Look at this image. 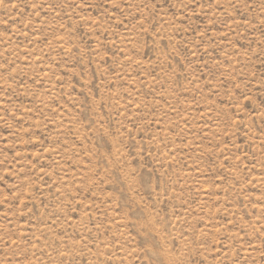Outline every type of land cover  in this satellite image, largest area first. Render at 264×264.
<instances>
[{
	"label": "rangeland",
	"instance_id": "1",
	"mask_svg": "<svg viewBox=\"0 0 264 264\" xmlns=\"http://www.w3.org/2000/svg\"><path fill=\"white\" fill-rule=\"evenodd\" d=\"M0 264H264V0H0Z\"/></svg>",
	"mask_w": 264,
	"mask_h": 264
}]
</instances>
